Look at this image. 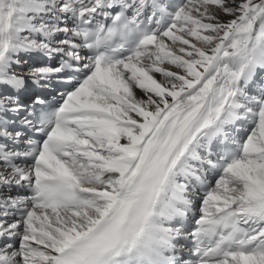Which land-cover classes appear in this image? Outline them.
Instances as JSON below:
<instances>
[{
    "label": "snow or ice",
    "instance_id": "snow-or-ice-1",
    "mask_svg": "<svg viewBox=\"0 0 264 264\" xmlns=\"http://www.w3.org/2000/svg\"><path fill=\"white\" fill-rule=\"evenodd\" d=\"M0 264H264V0H0Z\"/></svg>",
    "mask_w": 264,
    "mask_h": 264
},
{
    "label": "bare ground",
    "instance_id": "bare-ground-1",
    "mask_svg": "<svg viewBox=\"0 0 264 264\" xmlns=\"http://www.w3.org/2000/svg\"><path fill=\"white\" fill-rule=\"evenodd\" d=\"M157 78H158V79L160 78V77H159V74H157ZM249 131H250L249 125L246 124V125L244 126L243 130L241 131V133H242L243 135H247Z\"/></svg>",
    "mask_w": 264,
    "mask_h": 264
}]
</instances>
